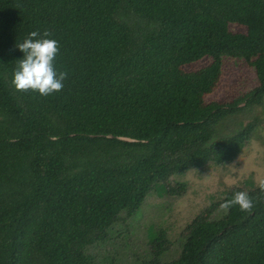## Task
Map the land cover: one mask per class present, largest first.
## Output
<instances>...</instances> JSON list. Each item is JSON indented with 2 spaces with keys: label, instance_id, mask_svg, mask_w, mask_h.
Segmentation results:
<instances>
[{
  "label": "trees",
  "instance_id": "1",
  "mask_svg": "<svg viewBox=\"0 0 264 264\" xmlns=\"http://www.w3.org/2000/svg\"><path fill=\"white\" fill-rule=\"evenodd\" d=\"M45 30L64 88L16 91V45ZM204 57L207 67L182 70ZM226 58L250 64L258 85L206 104ZM260 108L264 0H0V264H264L259 186L231 189L173 242L150 224L144 247L129 249L137 260L123 252L150 193L181 197L173 176L233 163ZM237 191L255 206L225 215Z\"/></svg>",
  "mask_w": 264,
  "mask_h": 264
},
{
  "label": "rangeland",
  "instance_id": "2",
  "mask_svg": "<svg viewBox=\"0 0 264 264\" xmlns=\"http://www.w3.org/2000/svg\"><path fill=\"white\" fill-rule=\"evenodd\" d=\"M229 31L245 33L244 26L230 24ZM211 59H203L182 67L185 72H194L207 67ZM258 85L253 67L243 60L226 58L222 62L221 75L210 94L204 96L206 104L216 102L226 104L249 93ZM257 117L261 123L255 129L251 140L243 153L230 164L212 165L208 168L191 169L182 175H175L171 184L185 183L186 191L181 197L169 196L166 188H159L147 197L146 205L134 222V230L125 239L127 246L123 249L127 258L137 260L129 249H142L145 243L147 226L159 225L167 237L173 242L183 232L188 223L212 204L217 203L233 188L252 189L259 186L258 181L264 179V110L259 109L250 114ZM240 120L247 123L248 115ZM239 121V119H237ZM238 125L232 128H237ZM194 170V171H193ZM191 171V172H190ZM115 202L100 205L98 210L103 212L112 209Z\"/></svg>",
  "mask_w": 264,
  "mask_h": 264
},
{
  "label": "clouds",
  "instance_id": "3",
  "mask_svg": "<svg viewBox=\"0 0 264 264\" xmlns=\"http://www.w3.org/2000/svg\"><path fill=\"white\" fill-rule=\"evenodd\" d=\"M51 35L48 30L42 34L39 31H32L28 38L16 45L23 53V59L18 61L13 74L12 84L16 91H31L48 97L63 90V82L68 74L65 71L58 72L55 67L59 44L57 40L49 38ZM258 184L261 192H264V179H260ZM237 206L243 212H251L255 204L248 192L237 191L219 207L226 215Z\"/></svg>",
  "mask_w": 264,
  "mask_h": 264
}]
</instances>
